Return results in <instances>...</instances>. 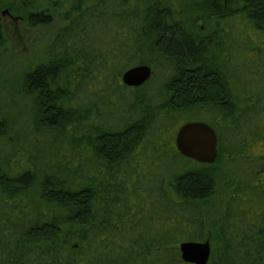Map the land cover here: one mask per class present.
<instances>
[{"label":"trees","instance_id":"1","mask_svg":"<svg viewBox=\"0 0 264 264\" xmlns=\"http://www.w3.org/2000/svg\"><path fill=\"white\" fill-rule=\"evenodd\" d=\"M180 1L48 0L66 25L47 47L46 63L27 68L24 87L35 97L43 129L67 137L75 168H48L40 189L47 211L37 218L28 202L38 181L30 159L20 156L1 170L0 264H149L155 253L181 258L182 243L209 239L205 208L215 193L216 164L264 143V100L242 88L243 102L235 101L237 56L231 53L235 46L258 54V63L243 72L264 76V0H194L193 12L214 27L204 37L187 29ZM6 7L0 0V46ZM32 10V26L53 23L48 11L36 4ZM237 26L252 30L259 43L237 39ZM156 62L169 70L153 97L145 92ZM136 66L151 67V79L128 88L122 76ZM117 81L147 103L120 128L103 129L98 103L88 105L89 98ZM195 113L218 136L213 165L183 157L177 134L168 137V122ZM5 127L0 116V138ZM149 155L174 164L153 192L140 186ZM217 226L209 264H264V184L233 187Z\"/></svg>","mask_w":264,"mask_h":264},{"label":"rangeland","instance_id":"2","mask_svg":"<svg viewBox=\"0 0 264 264\" xmlns=\"http://www.w3.org/2000/svg\"><path fill=\"white\" fill-rule=\"evenodd\" d=\"M193 1L181 0L178 5L182 11L185 26L200 37L207 36L214 27L208 21L199 20L200 16L192 10ZM4 2L9 3V7L4 8L1 12L4 42L0 46V116L6 127L0 138V172L3 169L6 170L7 164H10L11 161L17 162L20 156H24L23 160L30 159L32 166L36 168L38 181L30 191L28 202L31 204L32 215L37 218L41 212L47 211L41 200L40 189L48 168L50 166L59 169L65 167L68 169V173H72L75 162L68 151L67 137L58 139L41 126L35 97L24 87V75L28 67L46 63L47 47L59 29L66 25V22L60 12L52 10L48 0H4ZM34 4L37 5V8L46 10L54 16L50 26L34 27L29 23L27 17L33 11ZM236 35L237 39L243 37L247 41V46H250V42L259 43L260 37L255 35L252 30L245 31L237 26ZM237 42V46H243L240 41ZM212 53L213 56L216 55V51ZM231 53L233 58L237 56L234 65L239 84H237L238 88H232L235 101L240 104L243 102L244 96L240 91L242 88L256 96H261L264 100L263 73L258 79L253 78V74L244 73V66L249 67L253 63H258V54L245 49L243 52H238L235 46ZM240 59L243 60L239 61ZM156 66L154 71L157 74L153 84L145 92V95L153 97L156 96L164 83L163 72L166 73L169 70L166 62H156ZM82 96L88 103V93L84 91ZM143 96L142 93H135L133 89L123 90L117 81L112 86L105 87L90 97L88 105H97L98 103L96 113L100 115L98 123L103 129L112 128V126L120 128L133 115L131 111L134 108L141 107V103H147ZM262 105L264 106V103ZM256 107L257 105L253 106V108ZM202 112L209 114L207 111ZM137 115L139 114L137 113ZM198 121L206 120L198 113L188 114L175 121L171 120L167 123L168 137L176 136L181 126ZM250 151L249 154L233 160L221 159L215 166L217 170L215 193L205 208L206 234L212 232V236L210 234L208 239L212 247L215 245L213 235L217 233L218 221L225 212L233 187L239 184L243 186L257 184L258 182L264 184V143H258ZM149 158L151 165L142 172L143 178L140 186H148L149 190L153 192L159 185L156 179H162L174 164L170 158L166 161L154 159L152 155H149ZM21 164L22 161L19 162V165ZM65 172L62 170V174L66 177ZM176 254L172 251L155 253L149 264H175V259H181Z\"/></svg>","mask_w":264,"mask_h":264},{"label":"water","instance_id":"3","mask_svg":"<svg viewBox=\"0 0 264 264\" xmlns=\"http://www.w3.org/2000/svg\"><path fill=\"white\" fill-rule=\"evenodd\" d=\"M149 66H136L127 70L123 84L128 88H139L145 85L152 76ZM176 146L185 158L204 165H213L218 157V136L215 130L206 123L192 122L183 125L177 132ZM181 259L185 264H209L212 256L210 241L184 242L179 247Z\"/></svg>","mask_w":264,"mask_h":264}]
</instances>
